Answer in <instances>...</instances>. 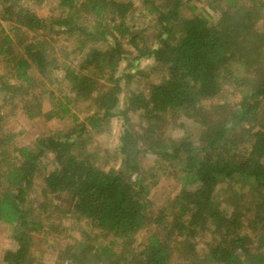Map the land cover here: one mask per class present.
Listing matches in <instances>:
<instances>
[{
  "label": "trees",
  "instance_id": "obj_1",
  "mask_svg": "<svg viewBox=\"0 0 264 264\" xmlns=\"http://www.w3.org/2000/svg\"><path fill=\"white\" fill-rule=\"evenodd\" d=\"M29 1L0 0V23L7 25L0 24V114L15 106L29 120L70 117L75 124L13 149L14 162L0 170V223L17 245L2 263L42 264L31 255V233L41 225L26 203L42 160L51 156L43 198L55 204L65 197L67 214L108 239L90 245L85 234V244L67 247L61 264H171L175 252L178 264H264V0H51L60 15L47 19ZM138 3L157 31L150 46L144 30L128 23ZM204 7L216 14L214 22ZM46 32L78 44L113 43L63 67L65 93L57 95L58 66L47 54ZM127 56L128 82L142 59L152 61L160 80L132 93L120 110L117 71ZM229 83L243 92L240 101L209 105ZM78 103L87 107L81 111ZM167 116L192 121L196 142L167 139ZM115 119L120 168L103 170L86 149ZM145 157L155 158L148 170L140 165ZM162 170L180 188L166 208L150 214L148 196ZM218 185L225 186L221 200ZM246 194L254 196L246 201ZM148 225L154 232L137 244Z\"/></svg>",
  "mask_w": 264,
  "mask_h": 264
},
{
  "label": "rangeland",
  "instance_id": "obj_2",
  "mask_svg": "<svg viewBox=\"0 0 264 264\" xmlns=\"http://www.w3.org/2000/svg\"><path fill=\"white\" fill-rule=\"evenodd\" d=\"M27 5L40 18L47 19L49 17H58L60 12L56 9L55 4L51 0H41L39 4H35V0H30ZM208 13L210 21L216 20V14L210 12L204 7ZM202 11V10H201ZM187 10H183V15H189ZM264 14V11H263ZM128 23L134 30H144L147 38V46L154 43V37L157 33L153 26V21L150 16L143 14L141 4H137L135 10L131 13ZM2 24V23H0ZM3 27L7 25L2 24ZM7 30V29H6ZM49 33L41 34L44 36V41L47 43V54L55 60L58 70L54 75L58 83L57 86L52 87L54 92L59 95L65 93V86L62 82L63 67L75 66L83 57V54L91 49H105L111 45V39L106 40H88L83 44L76 43L73 39H67L64 35H48ZM51 39V40H50ZM154 41V42H153ZM83 44V45H82ZM127 56L118 67V75L121 78V93L119 95L118 108L124 110L127 105V100L132 93L145 92L146 86L151 83H157L160 80V74L153 70V64L150 59H142L133 63V67L128 71L132 78L128 80L123 77L126 67L129 65L130 57ZM141 73L139 74V72ZM5 73L4 65L0 61V75ZM143 75V76H141ZM60 82V84H59ZM241 89L234 83L226 84L222 91L214 99L208 101L209 105H223V104H237L242 95ZM2 98L0 97V105ZM15 107V106H14ZM14 107H7L2 110L0 114V170L7 164L13 163L16 154L13 149L19 147H31L35 141L40 137L53 135L55 133H65L74 126V121L70 117L64 119L47 117H38L37 119L29 120ZM77 107L83 111L87 107L83 103H78ZM46 108L44 111H47ZM83 115V114H80ZM81 118L82 116H78ZM167 125L165 128V137L169 140L178 141L182 138H188L192 142H196L198 128L197 126L182 116L165 117ZM131 119L135 125L138 124V116L131 115ZM120 128L119 120L110 121L105 131L101 134H93L90 138L87 152L93 157V163L100 169L107 170L114 167L120 168V159L115 154L117 149V135ZM5 154L1 156V154ZM155 158L145 157L140 163L142 169L148 170L154 166ZM53 158L47 156L41 162V170L39 176L35 179L33 186L29 190L27 196L26 207L33 210L31 212L33 218L40 223V230L34 231L32 235L31 255L37 263L42 264H61L62 258L65 256L64 252L67 247H73L75 251L78 246L83 243L84 235L88 234L90 238V245L96 243H106L108 239H104L98 230L94 229L87 222L78 220L71 213L67 214L68 202L65 197H62L55 204L48 202L51 197L44 199L43 190V175L47 171L53 170ZM156 183L151 188L148 199L151 203L150 214L156 213L159 209H164L168 206V201L171 200L179 191L180 184L173 176L162 170L155 176ZM150 180V179H149ZM224 185H218L215 189L214 195L216 199L221 200L224 195ZM245 189L242 190V192ZM245 200L250 201L253 194H246ZM66 211V214L64 212ZM154 232V228L150 225L142 232L135 236L136 243H140L148 234ZM17 249L14 241L13 231L10 227L0 223V264L5 251H15ZM116 249V247H115ZM179 254L176 252L172 255V263L178 264ZM174 260V262H173Z\"/></svg>",
  "mask_w": 264,
  "mask_h": 264
}]
</instances>
